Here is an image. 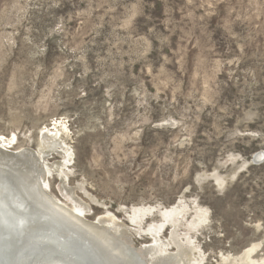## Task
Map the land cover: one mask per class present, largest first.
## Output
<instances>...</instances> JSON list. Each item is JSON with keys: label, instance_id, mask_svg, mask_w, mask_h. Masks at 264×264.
<instances>
[{"label": "rangeland", "instance_id": "1", "mask_svg": "<svg viewBox=\"0 0 264 264\" xmlns=\"http://www.w3.org/2000/svg\"><path fill=\"white\" fill-rule=\"evenodd\" d=\"M49 129L46 192L136 251L264 259V0H0V144Z\"/></svg>", "mask_w": 264, "mask_h": 264}, {"label": "bare ground", "instance_id": "2", "mask_svg": "<svg viewBox=\"0 0 264 264\" xmlns=\"http://www.w3.org/2000/svg\"><path fill=\"white\" fill-rule=\"evenodd\" d=\"M55 130L42 133V160L30 150L12 152L0 144V218L7 220L0 236L2 247L12 248L15 255L37 244L22 253V260L18 257L15 264H148L146 255L153 260L151 264H203L194 258L192 248L181 243L175 230L171 233L175 254H169L168 244L156 232L149 234L153 244L136 251L123 239L129 238V228L118 223L114 215L108 213L96 223L89 222L80 213L82 207L71 210L52 198L45 189L51 172L45 157L56 147L67 153L60 129ZM53 170L61 171V165ZM17 232L20 234L15 235ZM256 257L254 249H245L237 256H222L217 263L264 264V259Z\"/></svg>", "mask_w": 264, "mask_h": 264}, {"label": "water", "instance_id": "3", "mask_svg": "<svg viewBox=\"0 0 264 264\" xmlns=\"http://www.w3.org/2000/svg\"><path fill=\"white\" fill-rule=\"evenodd\" d=\"M250 162L251 164L253 165H258V164H261L264 162V151H259V152H256L255 154H253L251 156V159H250ZM3 222L6 223L7 225V220L6 218H0V236L2 235V228H3ZM6 230H4V233H5ZM18 233V232H17ZM20 233L18 234H15V235H19ZM15 239H19V236L15 237ZM22 240H20V242L18 244L21 243ZM28 243V241H27ZM26 244V243H24ZM3 245V240L0 239V247H2ZM37 245L36 243H32L30 245H28V248H25L22 250V252H18L14 255L11 250L9 249L10 247L7 248V245H6V248H3V250H0V264H15V260H17V258L19 257L21 260H22V256L23 255L22 253H24L26 250H28L31 246H35ZM37 254V253H35ZM35 261V260H34Z\"/></svg>", "mask_w": 264, "mask_h": 264}]
</instances>
